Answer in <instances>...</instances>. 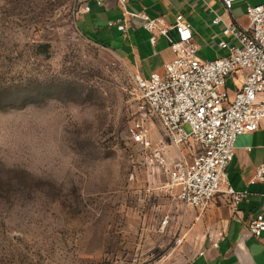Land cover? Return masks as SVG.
<instances>
[{"label": "rangeland", "instance_id": "obj_1", "mask_svg": "<svg viewBox=\"0 0 264 264\" xmlns=\"http://www.w3.org/2000/svg\"><path fill=\"white\" fill-rule=\"evenodd\" d=\"M82 4L0 0V264H191L205 210L166 174L187 146L144 116L135 63L83 35Z\"/></svg>", "mask_w": 264, "mask_h": 264}, {"label": "built area", "instance_id": "obj_2", "mask_svg": "<svg viewBox=\"0 0 264 264\" xmlns=\"http://www.w3.org/2000/svg\"><path fill=\"white\" fill-rule=\"evenodd\" d=\"M87 1L77 10V17L89 12ZM94 1L101 6L105 0ZM221 1L229 10L233 0ZM245 17V27L232 21L223 24L222 34L234 43H219L227 55L202 61L197 57L191 27L181 15L173 24L161 17L141 16L150 43L163 37L171 53L161 73L136 76L141 111L159 122L175 147L187 146L166 174L170 187L179 189L178 198L199 211L219 194L234 209L245 198V193L231 188L225 170L238 136L255 132L264 123V0L247 7ZM107 27L125 30L119 22H108ZM236 74L242 76L241 84L230 93L226 83ZM131 139L144 148L151 146L138 124L131 130ZM158 146L153 149L152 161L164 165L167 161ZM258 182L264 183V158L250 181ZM248 229L254 238L264 234V209L249 222Z\"/></svg>", "mask_w": 264, "mask_h": 264}, {"label": "crops", "instance_id": "obj_3", "mask_svg": "<svg viewBox=\"0 0 264 264\" xmlns=\"http://www.w3.org/2000/svg\"><path fill=\"white\" fill-rule=\"evenodd\" d=\"M262 2L233 0L226 10L221 0H105L101 6L88 0L89 12L80 15L78 22L83 23V35L95 38L119 58L134 62L138 76L148 78L161 73L171 53L163 37H158L153 45L150 43L151 35L142 27V15L161 17L168 24L181 15L191 27L197 53L202 44L225 51L218 46L221 41L234 43L222 34L223 24L232 21L245 27L247 7ZM108 22H119L125 30L108 28ZM241 78L236 74L227 80L232 83L230 93L239 88ZM263 158L264 123L255 132L238 136L232 161L225 170L231 188L245 193V198L235 209L223 195L211 200L204 211L207 230L191 264H264V234L254 238L248 229L249 222L264 209V183H250Z\"/></svg>", "mask_w": 264, "mask_h": 264}, {"label": "trees", "instance_id": "obj_4", "mask_svg": "<svg viewBox=\"0 0 264 264\" xmlns=\"http://www.w3.org/2000/svg\"><path fill=\"white\" fill-rule=\"evenodd\" d=\"M89 38L92 39L93 41H95L97 44H101L95 38H93V37H89ZM104 47H106V46L104 45Z\"/></svg>", "mask_w": 264, "mask_h": 264}]
</instances>
